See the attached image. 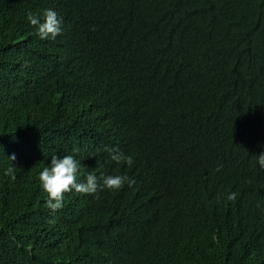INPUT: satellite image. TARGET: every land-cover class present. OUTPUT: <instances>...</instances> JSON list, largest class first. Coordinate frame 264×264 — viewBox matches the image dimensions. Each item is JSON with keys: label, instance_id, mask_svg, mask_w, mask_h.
Wrapping results in <instances>:
<instances>
[{"label": "trees", "instance_id": "obj_1", "mask_svg": "<svg viewBox=\"0 0 264 264\" xmlns=\"http://www.w3.org/2000/svg\"><path fill=\"white\" fill-rule=\"evenodd\" d=\"M262 152L264 0H0V264H264ZM57 155L135 182L53 212Z\"/></svg>", "mask_w": 264, "mask_h": 264}, {"label": "clouds", "instance_id": "obj_2", "mask_svg": "<svg viewBox=\"0 0 264 264\" xmlns=\"http://www.w3.org/2000/svg\"><path fill=\"white\" fill-rule=\"evenodd\" d=\"M27 19L36 29V35L40 39H55L62 33V21L58 18L57 13L52 9H45L43 18L40 14L29 12ZM110 158L117 164H127L131 166L133 159L130 155H125L118 148L108 149ZM15 161L16 156L13 154L9 157ZM258 163L261 168H264V152L258 155ZM80 163L73 155L52 156L51 163L45 167L39 174V179L44 192L47 193L46 207L53 212L63 207L64 194L75 190L82 194H96L99 191L106 189L118 190L125 183L129 186L134 184V180L124 175H106L97 177L94 173H89L85 177V182H78V173L80 172ZM217 171L220 168L216 169ZM5 175H10L15 179L14 169L8 168ZM236 199V193L228 195L229 201Z\"/></svg>", "mask_w": 264, "mask_h": 264}]
</instances>
